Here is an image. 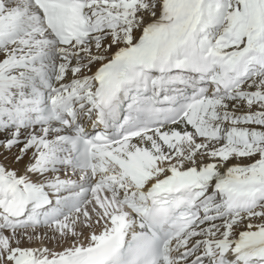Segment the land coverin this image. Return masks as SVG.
Returning <instances> with one entry per match:
<instances>
[{
	"label": "snow or ice",
	"instance_id": "1",
	"mask_svg": "<svg viewBox=\"0 0 264 264\" xmlns=\"http://www.w3.org/2000/svg\"><path fill=\"white\" fill-rule=\"evenodd\" d=\"M0 264H264V0H0Z\"/></svg>",
	"mask_w": 264,
	"mask_h": 264
}]
</instances>
